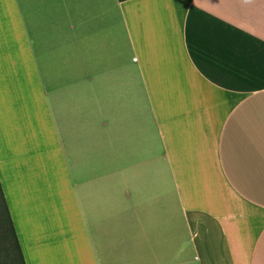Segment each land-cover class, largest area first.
Segmentation results:
<instances>
[{
  "label": "crops",
  "instance_id": "obj_1",
  "mask_svg": "<svg viewBox=\"0 0 264 264\" xmlns=\"http://www.w3.org/2000/svg\"><path fill=\"white\" fill-rule=\"evenodd\" d=\"M0 183L25 264H264V0H0Z\"/></svg>",
  "mask_w": 264,
  "mask_h": 264
},
{
  "label": "trees",
  "instance_id": "obj_2",
  "mask_svg": "<svg viewBox=\"0 0 264 264\" xmlns=\"http://www.w3.org/2000/svg\"><path fill=\"white\" fill-rule=\"evenodd\" d=\"M0 264H25L0 183Z\"/></svg>",
  "mask_w": 264,
  "mask_h": 264
}]
</instances>
